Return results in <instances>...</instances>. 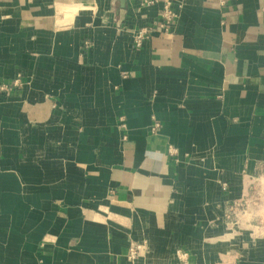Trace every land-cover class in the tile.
Instances as JSON below:
<instances>
[{"label":"crops","instance_id":"obj_1","mask_svg":"<svg viewBox=\"0 0 264 264\" xmlns=\"http://www.w3.org/2000/svg\"><path fill=\"white\" fill-rule=\"evenodd\" d=\"M0 264H264V0H0Z\"/></svg>","mask_w":264,"mask_h":264},{"label":"built area","instance_id":"obj_2","mask_svg":"<svg viewBox=\"0 0 264 264\" xmlns=\"http://www.w3.org/2000/svg\"><path fill=\"white\" fill-rule=\"evenodd\" d=\"M164 12H165L164 17H165L167 22H170L175 17V14L170 9L169 4L166 5ZM148 33H149L148 30L144 29V30H140L137 34H135L134 43L137 47H140L143 45V42L145 41V39L148 36ZM86 46H87V48L89 47V42H86ZM19 83H20V78L18 77L14 84L18 86ZM6 90H7L6 86L1 87L2 92H5ZM138 253H139L138 247L131 248L129 259L134 260L137 257ZM182 257L187 258L188 255L186 253H183Z\"/></svg>","mask_w":264,"mask_h":264}]
</instances>
